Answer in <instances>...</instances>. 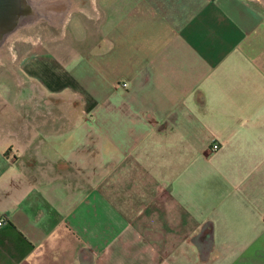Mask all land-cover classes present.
Instances as JSON below:
<instances>
[{
    "label": "crops",
    "instance_id": "obj_1",
    "mask_svg": "<svg viewBox=\"0 0 264 264\" xmlns=\"http://www.w3.org/2000/svg\"><path fill=\"white\" fill-rule=\"evenodd\" d=\"M94 2L0 84V264H264V8Z\"/></svg>",
    "mask_w": 264,
    "mask_h": 264
},
{
    "label": "rangeland",
    "instance_id": "obj_2",
    "mask_svg": "<svg viewBox=\"0 0 264 264\" xmlns=\"http://www.w3.org/2000/svg\"><path fill=\"white\" fill-rule=\"evenodd\" d=\"M257 2H259V4L264 8V0H255ZM73 2V6H83V10L85 11V5H83L82 0H72ZM93 3V7L95 6L94 0L92 1ZM94 10H96V6L94 7ZM93 10V19H89L87 18V16L83 13H85L84 11H82V13L80 12H76V14L74 15V13L72 14L74 17L72 18V22H71V16L68 18L67 22L63 25L62 28H57L55 29V33L53 34H49L46 35L49 38H52L53 40H50V46L49 47L51 50H53L55 47H60V48H64V44L69 42V38H70V30L71 33L72 31L75 29L76 26V22L77 20L81 19V15L82 20L84 23H87V25H92L94 27L95 25V21H96V12H94ZM86 11L89 14V10L86 7ZM90 11H92L90 9ZM81 15H80V14ZM22 19L20 20V24L24 27L25 23L29 17H30V13L28 12V14H22ZM43 22L42 21H35L31 26H25L26 28H37L39 26H42ZM70 29V30H69ZM37 35V34H36ZM36 35H31L29 37H26L27 41H15V38L13 37L11 42L8 44L9 47H12V50L9 51V53L7 55H3L0 57V64L1 63H7L11 65V68L13 69V74L11 72H7L5 68H0V84L5 85L7 88V93L5 94L6 98L11 99L12 96L14 95V92L16 88H18L17 86V82H16V75L19 74L23 80L24 83L26 85H28L31 81L33 82H38L39 84H43L44 80H46L47 75L43 70L44 65H38L36 62H32L30 63L29 60H31L32 56L29 55V51L31 49V47H34L37 50H42V39L41 36H36ZM80 35L85 36V29L83 30L82 34L78 33V37H80ZM34 42V44H33ZM15 43H17V48L20 49V51L15 52L13 50ZM38 44V45H37ZM29 63V64H28ZM15 64L18 65H24V67L21 68V70L19 69V67L15 66ZM30 65V66H27ZM19 76V80L21 79ZM56 82H59V84H63V76L62 75H57L56 76ZM12 91V93H10ZM47 94L50 95L51 92L49 90H47ZM60 93L62 94H68V89H61ZM63 98H61L62 100ZM64 99H66L69 103V106L71 107V111L76 112L79 111V102H77V100L74 97H69V96H64ZM57 100H59L57 98Z\"/></svg>",
    "mask_w": 264,
    "mask_h": 264
},
{
    "label": "flooded vegetation",
    "instance_id": "obj_3",
    "mask_svg": "<svg viewBox=\"0 0 264 264\" xmlns=\"http://www.w3.org/2000/svg\"><path fill=\"white\" fill-rule=\"evenodd\" d=\"M22 16L23 15H21V17L14 24L10 25L9 27H3V28L0 27L1 38H2V41L4 43L3 48H2V56L7 55L9 53V51L12 50V47L8 46V44L12 40V39H10V40L8 39V36L11 35V33L15 32V31L17 32L16 36H14L15 41H20V40L21 41H27L26 37H29L33 34L34 35L37 34L36 35L37 37L41 36L43 47H42V50H37L34 47H31V49L29 51V55H31L32 58H31V60H29V62L30 63H32V62L39 63L42 61V62L46 63L47 60L51 57V54L53 52L49 47H46V45L47 46L51 45L50 40H53V39L49 38L46 35L55 33L56 27L57 28L63 27L62 23L56 22V20H58V18H59V13H57L56 15H54L52 17L53 21L43 20L42 21L43 25L39 26L37 28H34V29L33 28H26L25 26L23 27L20 24L21 23L20 20L22 19ZM33 44H34V42H33ZM14 47L15 48H13V50L15 52L20 51V49L17 48V43H15ZM28 64H27V66L31 65V64L30 65H28ZM0 66L5 68L9 72L13 71L10 64L1 63ZM15 66L19 67L20 70L22 67H24V65L22 66V65H18V64H15ZM11 73L13 74V72H11Z\"/></svg>",
    "mask_w": 264,
    "mask_h": 264
},
{
    "label": "bare ground",
    "instance_id": "obj_4",
    "mask_svg": "<svg viewBox=\"0 0 264 264\" xmlns=\"http://www.w3.org/2000/svg\"><path fill=\"white\" fill-rule=\"evenodd\" d=\"M83 9V6H73L72 0H22L23 13H30L29 19L23 24H25V26H31L35 21L39 20L53 21L52 17L59 13V18L56 22H60L64 25L74 12H82L84 11ZM16 34V31L11 33L8 39H12ZM3 44L0 33V57L2 56Z\"/></svg>",
    "mask_w": 264,
    "mask_h": 264
},
{
    "label": "water",
    "instance_id": "obj_5",
    "mask_svg": "<svg viewBox=\"0 0 264 264\" xmlns=\"http://www.w3.org/2000/svg\"><path fill=\"white\" fill-rule=\"evenodd\" d=\"M23 14L22 0H0V27H9Z\"/></svg>",
    "mask_w": 264,
    "mask_h": 264
},
{
    "label": "built area",
    "instance_id": "obj_6",
    "mask_svg": "<svg viewBox=\"0 0 264 264\" xmlns=\"http://www.w3.org/2000/svg\"><path fill=\"white\" fill-rule=\"evenodd\" d=\"M124 86H127V84L124 83ZM212 149H213V150H217V149H219V144H218V143H214V144L212 145ZM2 224H3V220H0V225H2Z\"/></svg>",
    "mask_w": 264,
    "mask_h": 264
}]
</instances>
